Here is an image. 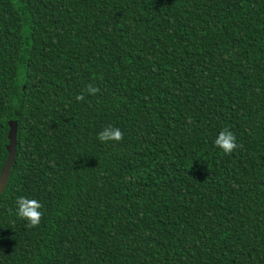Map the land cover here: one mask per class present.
<instances>
[{"label": "trees", "instance_id": "1", "mask_svg": "<svg viewBox=\"0 0 264 264\" xmlns=\"http://www.w3.org/2000/svg\"><path fill=\"white\" fill-rule=\"evenodd\" d=\"M10 120L0 264H264V0H0Z\"/></svg>", "mask_w": 264, "mask_h": 264}, {"label": "clouds", "instance_id": "2", "mask_svg": "<svg viewBox=\"0 0 264 264\" xmlns=\"http://www.w3.org/2000/svg\"><path fill=\"white\" fill-rule=\"evenodd\" d=\"M98 92H100L98 87L89 84L81 93L75 96V100L77 102L83 101L85 99V94L95 96ZM123 138V132L119 127H104L97 134V139L101 143L110 141L120 142ZM214 145L224 154H231L239 147L236 135L227 127L223 128L217 134ZM42 207V204L36 199H30L24 196L17 197L16 199V214L20 219L26 221L29 227H36L39 225L43 217Z\"/></svg>", "mask_w": 264, "mask_h": 264}, {"label": "water", "instance_id": "3", "mask_svg": "<svg viewBox=\"0 0 264 264\" xmlns=\"http://www.w3.org/2000/svg\"><path fill=\"white\" fill-rule=\"evenodd\" d=\"M9 131H8V139L9 142L6 145L8 151V157L6 163L3 165L0 171V195L4 192V190L8 186V182L11 176V169L16 159L17 153V134H18V121L10 120L9 121Z\"/></svg>", "mask_w": 264, "mask_h": 264}]
</instances>
